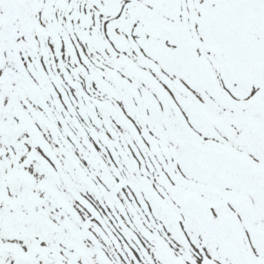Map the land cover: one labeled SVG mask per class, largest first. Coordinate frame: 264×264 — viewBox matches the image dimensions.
Listing matches in <instances>:
<instances>
[{"label": "snow or ice", "instance_id": "obj_1", "mask_svg": "<svg viewBox=\"0 0 264 264\" xmlns=\"http://www.w3.org/2000/svg\"><path fill=\"white\" fill-rule=\"evenodd\" d=\"M0 264H264V0H0Z\"/></svg>", "mask_w": 264, "mask_h": 264}]
</instances>
